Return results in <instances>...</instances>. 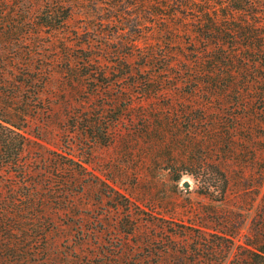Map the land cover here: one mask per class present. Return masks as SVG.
Segmentation results:
<instances>
[{"label": "rangeland", "instance_id": "374dc122", "mask_svg": "<svg viewBox=\"0 0 264 264\" xmlns=\"http://www.w3.org/2000/svg\"><path fill=\"white\" fill-rule=\"evenodd\" d=\"M167 13L163 0H0V114L24 131L33 167L67 136L86 167L80 188L51 198L40 264H175L164 250L182 225L236 243L259 214L264 124L255 106L194 84L206 69L197 26ZM98 112L108 140L83 150L70 120ZM210 164L227 179L221 201L189 174Z\"/></svg>", "mask_w": 264, "mask_h": 264}, {"label": "trees", "instance_id": "16d2710c", "mask_svg": "<svg viewBox=\"0 0 264 264\" xmlns=\"http://www.w3.org/2000/svg\"><path fill=\"white\" fill-rule=\"evenodd\" d=\"M169 1H174L173 6L167 5ZM163 2L169 9L166 19L179 20L182 16L181 26H197L201 45L195 52L206 69L195 71L205 79H195L194 84L226 95L240 107L255 106L258 121L264 124V0H206L202 1L206 8H189L192 13L188 17L185 7L195 0ZM167 67L169 63L164 64V70ZM101 117L98 112L95 116L71 118L72 128L82 135L77 144L89 142L83 150L90 144L107 142L109 123ZM68 137L64 153H53L46 167H33L34 159L24 153L28 143L24 131L0 114V264L43 262L52 224L47 210L55 202L51 198L65 200L63 191L80 188L86 179L83 161L69 152L74 151V145ZM259 150L264 153V145ZM189 174L201 194L216 197L217 201L223 199L227 179L220 168L210 164ZM259 210L239 242L235 243L232 233L222 229L205 233L182 225L171 235L179 239L177 246L164 252L175 258V264H264V200ZM216 222L225 224L219 219Z\"/></svg>", "mask_w": 264, "mask_h": 264}]
</instances>
